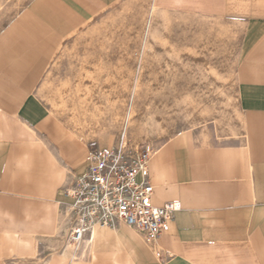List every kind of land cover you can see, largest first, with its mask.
I'll return each mask as SVG.
<instances>
[{
  "label": "crops",
  "instance_id": "0c3cea01",
  "mask_svg": "<svg viewBox=\"0 0 264 264\" xmlns=\"http://www.w3.org/2000/svg\"><path fill=\"white\" fill-rule=\"evenodd\" d=\"M119 1L20 0L13 15L0 10V264H264V0H149L152 11L239 26L238 118L221 140L186 130L148 156L151 204L180 207L157 242L119 225L93 228L76 251L67 243L63 187L85 173L92 143L48 102V74L64 41ZM108 81L93 90H116ZM136 85L124 128L136 122ZM75 116L81 131L86 114Z\"/></svg>",
  "mask_w": 264,
  "mask_h": 264
},
{
  "label": "rangeland",
  "instance_id": "374dc122",
  "mask_svg": "<svg viewBox=\"0 0 264 264\" xmlns=\"http://www.w3.org/2000/svg\"><path fill=\"white\" fill-rule=\"evenodd\" d=\"M20 6V0L0 2L7 17ZM241 54L235 24L152 11L149 0H120L64 41L48 74L47 100L92 148L115 151L134 166L186 130L206 128L218 140L228 135L238 118ZM95 79L116 90L102 96L93 90ZM133 85L136 122L124 128ZM108 98L116 101L113 109ZM81 113L86 123L77 131Z\"/></svg>",
  "mask_w": 264,
  "mask_h": 264
},
{
  "label": "built area",
  "instance_id": "2783aa9c",
  "mask_svg": "<svg viewBox=\"0 0 264 264\" xmlns=\"http://www.w3.org/2000/svg\"><path fill=\"white\" fill-rule=\"evenodd\" d=\"M147 162L148 157H144L129 166L115 151L89 150L85 173L72 177L63 187L64 196L72 200L65 207L69 246L76 251L85 241L90 242L95 226L122 225L153 243L168 232L180 207L178 202L151 204L153 188L147 181Z\"/></svg>",
  "mask_w": 264,
  "mask_h": 264
},
{
  "label": "bare ground",
  "instance_id": "6f19581e",
  "mask_svg": "<svg viewBox=\"0 0 264 264\" xmlns=\"http://www.w3.org/2000/svg\"><path fill=\"white\" fill-rule=\"evenodd\" d=\"M147 32H148V31H147ZM134 88H135V87H134ZM134 92H135V91H134ZM133 94H134V93H133ZM132 101H133V100H132ZM127 112H128V111H127ZM129 119H131V118H129ZM126 126H127V125H126ZM95 227H98V226H95ZM95 227H94V228H95Z\"/></svg>",
  "mask_w": 264,
  "mask_h": 264
}]
</instances>
